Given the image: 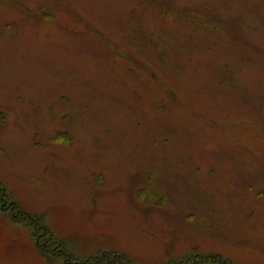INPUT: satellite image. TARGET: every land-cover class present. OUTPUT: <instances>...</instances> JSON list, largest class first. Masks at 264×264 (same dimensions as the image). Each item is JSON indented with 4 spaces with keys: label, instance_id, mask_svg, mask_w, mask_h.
I'll return each mask as SVG.
<instances>
[{
    "label": "rangeland",
    "instance_id": "rangeland-1",
    "mask_svg": "<svg viewBox=\"0 0 264 264\" xmlns=\"http://www.w3.org/2000/svg\"><path fill=\"white\" fill-rule=\"evenodd\" d=\"M0 185V264H264V0H0Z\"/></svg>",
    "mask_w": 264,
    "mask_h": 264
},
{
    "label": "trees",
    "instance_id": "trees-1",
    "mask_svg": "<svg viewBox=\"0 0 264 264\" xmlns=\"http://www.w3.org/2000/svg\"><path fill=\"white\" fill-rule=\"evenodd\" d=\"M203 24H204V26H206L208 28H213V25L217 24V23L208 21V22L203 23ZM218 28H219V26H218ZM218 28L216 27V29H218ZM4 205H6V206H4ZM4 209H7V210L5 211ZM0 210H2L3 212H5L8 215V217L11 219L13 224L27 227L26 223H28L29 226L32 228L33 232H35V231L44 232L43 234H45L46 240L49 244V248L50 247H57V248L63 249L64 245L58 241V239L56 238V235L53 233V231L50 230L49 227L44 224V220L42 218H37V217L23 211L20 208V205H18L16 203V201L13 199L12 194L8 193L6 188H4L1 185H0ZM47 250H43L42 252L44 254H48L46 252ZM64 250L65 249H63V251ZM109 259H110V257H107L106 255L102 256V257H95L94 259H91V263H93L94 260L95 261L97 260L96 264H99V262L106 264V262Z\"/></svg>",
    "mask_w": 264,
    "mask_h": 264
}]
</instances>
